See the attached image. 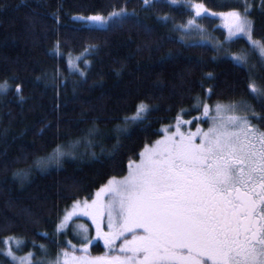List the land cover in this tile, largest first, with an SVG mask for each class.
Returning a JSON list of instances; mask_svg holds the SVG:
<instances>
[{"label": "trees", "instance_id": "obj_1", "mask_svg": "<svg viewBox=\"0 0 264 264\" xmlns=\"http://www.w3.org/2000/svg\"><path fill=\"white\" fill-rule=\"evenodd\" d=\"M190 3L223 55L175 33ZM233 10L264 44V0H0V264L7 238L18 253L69 248L55 228L70 203L122 176L163 125L200 103L247 101L264 126V64L235 60L252 46L217 26ZM57 151L50 167H32Z\"/></svg>", "mask_w": 264, "mask_h": 264}, {"label": "rangeland", "instance_id": "obj_2", "mask_svg": "<svg viewBox=\"0 0 264 264\" xmlns=\"http://www.w3.org/2000/svg\"><path fill=\"white\" fill-rule=\"evenodd\" d=\"M199 7L198 3H190V15L176 29L173 27L175 33L188 41L213 43L217 52H222L220 41L198 23L206 13ZM217 26L223 29L226 41L242 37L252 46V53L235 60L246 65L252 60L254 66L264 64V44L253 38L246 12H222ZM72 65L75 67L74 62ZM3 88L0 84V91ZM251 90L256 96L253 84ZM253 109L247 101H222L211 106L204 101L194 114H179L162 126L161 134L145 145L135 160L128 162L122 176L109 178L90 198L72 201L64 210L55 235L61 236L69 248L53 250L40 245L37 253L32 249L18 253L17 239L7 238L1 251L9 259L8 264H204L201 254L220 257L207 220L204 222L189 208L197 200L175 194L183 181L177 173L189 174V165L196 172L208 156L223 160L236 151V146L240 149L250 145L246 143L252 140L257 125L250 118L255 115ZM83 142L88 144L85 139ZM76 146L72 144L71 148ZM60 153H51L43 161L34 160L32 167L46 169ZM96 242L104 252L92 255L89 249ZM22 246L23 241L19 244Z\"/></svg>", "mask_w": 264, "mask_h": 264}, {"label": "flooded vegetation", "instance_id": "obj_3", "mask_svg": "<svg viewBox=\"0 0 264 264\" xmlns=\"http://www.w3.org/2000/svg\"><path fill=\"white\" fill-rule=\"evenodd\" d=\"M246 144L223 160L208 156L196 172L189 165V174L177 173L183 181L175 194L197 200L189 208L207 220L221 251L201 254L204 264H264V126Z\"/></svg>", "mask_w": 264, "mask_h": 264}]
</instances>
